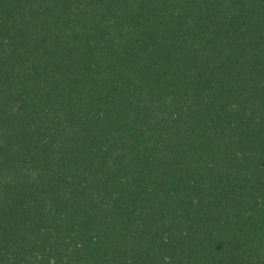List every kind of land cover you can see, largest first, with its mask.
<instances>
[{
  "label": "trees",
  "instance_id": "obj_1",
  "mask_svg": "<svg viewBox=\"0 0 264 264\" xmlns=\"http://www.w3.org/2000/svg\"><path fill=\"white\" fill-rule=\"evenodd\" d=\"M0 264H264V0H0Z\"/></svg>",
  "mask_w": 264,
  "mask_h": 264
}]
</instances>
